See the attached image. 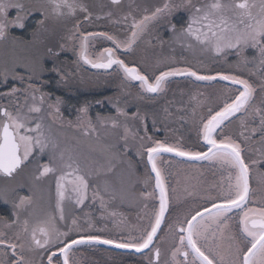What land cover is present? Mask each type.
<instances>
[{"label": "snow or ice", "instance_id": "obj_1", "mask_svg": "<svg viewBox=\"0 0 264 264\" xmlns=\"http://www.w3.org/2000/svg\"><path fill=\"white\" fill-rule=\"evenodd\" d=\"M120 2L121 0H111L113 5H118ZM48 3L52 15L56 17L74 15L77 8L82 12H87V8L83 4H77L76 0H48ZM12 7L22 10L23 6L16 4ZM175 7H183L189 13L187 25L181 28V33L201 45L203 50H211L218 54L232 51L238 61L243 60L245 64H257L259 72L254 74L260 77L259 90L264 94V0H231L229 3H225L224 0H210L202 5H197L194 0H185L183 5ZM175 7L165 0L161 7L155 8L150 14L143 15L140 19H136L131 13L126 14L123 19L125 22L131 19V24L128 26L129 35L123 41L107 32H82L80 21L73 26L68 39L78 41L77 63L82 61L83 64L90 65L93 69L104 70H110L115 66L123 73V79L126 82H138L140 93L143 94H138V99H143L144 95H159L165 92L170 78L174 77H190L195 81L207 82L219 79L230 82L232 86H238L235 90L232 87L226 88L215 105L207 107L206 116H200L198 137L203 141L207 150L193 151L179 141L169 143L167 139H154L147 135V129H145V135L141 136L126 122L123 125L120 124L119 118L129 119L128 113L118 103H113L112 107L115 109L116 116L110 118V125L114 129L123 127V135L120 139L125 142V151H127L129 137L132 140L139 139L141 143L137 155L147 156L151 173L155 174L153 192H140L138 195L143 200H148L153 198L158 191L156 198L159 201V207L153 208L151 213L147 214V224L143 228H137L138 236L129 234L127 238L117 240L101 235L81 234L77 239L65 242L62 238L67 237L73 228L79 230L76 219L72 220L67 232L61 231L58 226V221L65 220V201H73L76 205H82L88 198L90 188H93V201L98 200L100 208L106 210L108 204L117 198L123 200L126 197H134L136 193L131 184H122L121 188L117 189L109 187L110 182L105 181L102 191L99 186L93 187L89 179L93 175V170L82 165L79 155L70 146L61 147L59 140L51 134L50 129L45 127L42 117L33 118L32 114L38 116L43 111L46 94L41 91L37 83L32 82L31 73L29 72L26 83L24 75L13 76V79L25 83L26 102L27 97L30 96L32 103L27 108V114L22 112L20 105L17 106L15 113L0 106V175L13 177L22 170L26 162L47 153L48 162L38 164L37 175L34 179L42 180L49 175L55 177V207L54 210L50 208L42 218L32 222L30 218L33 213L28 212V209L32 208L34 197L30 194L19 196L17 200L12 201L15 219L5 222L4 227L15 228V231L9 236L7 232L0 230V252L7 256L8 251L6 250H10L11 256L14 257L11 259V264H34L33 260L27 258L24 253L37 250H47L42 254H47L48 264H52L57 253L63 258L62 264H70V253L73 247L91 243L114 245L119 249H133L137 253L150 249L170 205L165 170L160 166L161 163H165L162 161L163 154H174L176 157L187 158L190 161L216 162L227 173L226 177H221L219 185L212 186L217 194L207 197L210 207L201 206L197 209L194 206L184 215L183 219L169 224V230L174 236L179 237L178 243L171 251L172 260L175 261L177 255L182 254L185 262H188L189 255L192 256V261L188 264H196L197 261L199 264H264V203L260 207H248L252 193L251 169L264 163V95L261 96L260 103L254 105L257 88L240 75L224 72L202 74L190 65L176 66L175 59L163 65L157 62L152 69V74H148L141 67L136 64L130 65L117 55L118 49L131 50L150 22L171 15ZM8 8L9 5L5 4L4 0H0V39L5 37L8 28ZM90 16L91 13H88L84 19L88 20ZM13 23L21 28L24 26L20 20L13 21ZM175 30L176 26L172 25L171 31L175 32ZM97 37L111 41L114 47L103 48L93 58L89 52V45ZM186 46L191 48L192 44ZM63 47L64 45H61V48ZM247 48L255 50L256 55L251 58L247 57L245 55ZM49 54L57 55L51 53V50ZM12 71L15 72V67ZM156 72L158 74H155ZM4 78L7 79V76ZM61 79L66 78L61 76ZM19 91L20 89L13 87L4 95L15 96ZM199 95L197 93L190 97L192 101H195V107L192 109L193 116L196 114V108L206 103L205 100L198 99ZM61 103V98L57 97L54 103L48 104V107L52 109L49 115L53 119L57 117L62 119L59 107ZM126 104L127 101H125ZM164 111L167 112V108ZM79 114L86 117V120L75 127L81 129L84 136L98 135L92 118L87 115V106H82ZM238 116L239 138L245 144L260 145L255 149L258 154L256 160H247L242 144L231 135L223 133L225 124ZM130 119L139 120L143 124L146 114L142 115L137 110L131 114ZM257 119L259 123L249 127V121L254 122ZM97 120L101 126L107 123L99 116ZM218 136L221 138H217ZM254 136H259V140H254ZM248 151H253V149L249 147ZM114 170L115 165L109 160L107 167L97 166L95 174L106 176ZM151 180L152 176L149 175L143 181L144 185L147 186ZM105 195L109 197L108 200H105ZM144 207L147 208L148 205L145 204ZM234 210H239V237L232 231L230 223L229 213ZM21 212H28V214L21 219ZM109 214L117 215L116 212ZM177 226L178 232L176 231ZM52 248H55V251H52ZM225 249L230 259L226 260ZM152 251L155 264H159L160 249L156 247ZM0 264H7V262L0 261ZM149 264H154V262L150 260Z\"/></svg>", "mask_w": 264, "mask_h": 264}, {"label": "trees", "instance_id": "obj_2", "mask_svg": "<svg viewBox=\"0 0 264 264\" xmlns=\"http://www.w3.org/2000/svg\"><path fill=\"white\" fill-rule=\"evenodd\" d=\"M8 1L11 2L13 0H4V3L9 5L7 3ZM105 1L106 0H76L77 4H83L87 8V12H82L79 8H77L75 11L77 18L81 17L84 19L88 13H91L90 18L88 20L84 19L83 23H81L82 32L98 31L107 32L111 35H126L130 32V28L128 26L131 24V19L125 22L123 19L124 16L131 13V15L136 19H140L145 14V10L148 11L156 5H153V2L144 1H140L139 4H129L122 0L119 4H123L122 6L124 7L121 9H127V11L122 12L120 9L116 8L114 14H118V16L116 18L110 17L108 20L110 28H105L104 25L96 23V21L100 22L102 20H107L106 18H102L100 20L97 19V15L103 11ZM20 4L23 6V9L29 11V13H35L36 16L35 19L30 22L32 25L31 27L27 24L21 30L12 28L8 31L4 40L0 39V83L1 81L5 82L2 87L4 86V88L7 89L9 87L12 88L10 85L13 86L18 84L17 82L19 80L15 81V79H13V76L18 74L24 75L25 81L27 82L28 74L30 72L33 77L32 82L37 83L41 91L45 93L46 96H51L50 100H52L53 103L57 97L61 98L62 103L59 107L60 114L64 122L76 119L78 120V116L75 114L78 115L81 105L86 104L90 107V114L88 112L87 115L92 118V122L96 126L99 123L97 120L98 116L100 118H110L113 115L116 116L115 109L112 107V102H116L119 106L124 108L125 112L130 113L128 114L129 119H127V121L124 117H120L124 119L122 122H126L127 124L130 122L129 125L133 131H136L139 127H141V130L144 131V123L141 124L139 120L133 121L130 119L131 114L137 110H139L142 115H144L145 111L148 112L147 110H144L147 108L144 104L145 97L143 99L137 98L138 94H140L137 85L124 81L120 72L117 73L116 70L104 73L101 72L99 74H102V76H95L97 73H92L88 69L79 68V65L81 64L79 63L78 65V60L75 56L77 42L76 40L68 39V36L73 31L75 20L77 19H72L70 24L69 19L65 18L66 20H62V25L58 17L52 15L48 0H21ZM9 7L11 8L12 6L9 5ZM39 20L43 21V23L39 22ZM157 26L158 22L156 21L150 26L148 32L140 37L135 44V48H139V46L151 47L152 45H157L159 43L158 40L151 43V38L154 36L152 30ZM61 32L66 34V36L62 39L60 35ZM92 41L89 45L92 56L98 53L100 49L112 46L101 37H97ZM61 45H64V47L61 48ZM144 49L140 48L139 50H143L142 53H144ZM49 50H51V53L57 55H50ZM59 51L61 52L58 54ZM148 54L150 55L151 53ZM245 55L251 58L256 55V52L251 48H247L245 50ZM127 56L129 57V55ZM156 56L158 55L154 54V57ZM128 57L127 63L129 60ZM217 61L218 64H223V66L221 67L218 65L214 71L221 70L240 75L255 85L257 88L255 100L253 101V104L255 105V103L258 102L259 96L261 99V96L264 95L259 90L261 84L260 77L259 75L254 74L259 72L258 65L255 63L245 64L243 60L238 61L235 53L232 51L222 55L219 59H217ZM133 64L137 65V63ZM14 67L15 72L12 71ZM25 69H27V71ZM5 76H7V79L4 78ZM61 76H64L66 79H61ZM37 77L39 78L38 80L36 79ZM112 77H118L121 80L118 79L119 82L116 85L115 81L112 80ZM132 87L134 89L129 90V88ZM167 91L171 92L169 87H167L166 92ZM213 96L215 97V94H213ZM149 99L151 100L150 97ZM97 101H100L99 105L96 104ZM125 101H127L126 105ZM151 106L154 105H150L148 109L152 108ZM81 117L82 115H79V118ZM120 129L121 128H115L113 130V133L110 134L109 142L102 148V151L107 156L105 155L104 157L99 149V161L101 158L100 162H105L103 164L108 166L107 160H110L111 163L115 165V170L118 167L129 166L132 169V171L130 170V173L133 175L138 173L140 170L144 171V163L141 160L144 155L140 157V155L134 153L131 148L129 149L127 155H125L126 153H121L123 140H121L120 137L123 135V131H120ZM106 135L107 134L100 132L99 138L94 140H98L99 142V140L104 139ZM130 139L131 138L129 137V140ZM137 148H140V146ZM22 172L23 171L20 170L11 178L3 176L1 178H5L3 181H13L21 175ZM125 179L126 178L119 176L116 180L115 188L119 189L122 184L126 185L129 183ZM29 182L37 183V181H35L31 176L29 178ZM16 187L17 186H15V188L10 187L4 191L7 201H9L10 204L13 201V195L22 196L21 190L16 189ZM12 188L15 189L14 193H12ZM26 192L29 193V190H26ZM9 205H5V209L7 208L6 211H8ZM11 205V208L13 209V204ZM8 212L4 213L3 218H0L4 223L11 220V216H7Z\"/></svg>", "mask_w": 264, "mask_h": 264}, {"label": "flooded vegetation", "instance_id": "obj_3", "mask_svg": "<svg viewBox=\"0 0 264 264\" xmlns=\"http://www.w3.org/2000/svg\"><path fill=\"white\" fill-rule=\"evenodd\" d=\"M13 1L15 5L20 4L21 2V0H13ZM127 1L128 0H124L125 3H127ZM138 1L153 2V5L154 4L157 5V4H161L165 0H138ZM194 2L197 3V5H202L204 3L210 2V0H194ZM184 3H185V0H170V4L174 7L183 5ZM34 15L35 14L28 13L29 19H26L25 26L27 24L31 26L30 22L33 21V19L31 18ZM188 15L189 13L183 7H175V10L172 11L171 15H166L165 17L158 19L157 21L158 26L152 30L154 36H156L157 38L153 36L151 38V43H153V41H156V40H158L159 43L155 46L152 45L150 51H147L149 46H147V49L146 48L144 49V53H147V52L151 53L150 55L147 53V55L144 56V53H142L143 51L139 53L142 61L139 63V65L137 63V66L141 67L142 70L144 69V71H146L148 74H152V69L157 64V62H160L162 65L164 63H168V60L169 62H171V56L168 58V56L159 54L160 49L162 50L165 48L169 51H178V52H175L176 54L179 52L185 53V52L190 51V50L185 51L186 50L185 47L183 48L175 42L176 34L181 32V28L186 27L187 25ZM10 16L11 14L9 13L7 22L11 20ZM172 25L176 26L175 32L171 31ZM17 30H21V29L17 28ZM188 40L192 41V39L190 38ZM228 52L230 51H226L223 55L227 54ZM154 54L158 56L154 57ZM127 55H125V59H124L126 63H127ZM151 61H154V62H151ZM128 63L131 65L134 62H132L131 60H128ZM162 69L163 68H161V70ZM112 70H116V69L113 68ZM219 71L221 70H215V71H212L211 73L219 72ZM222 72H226V71H222ZM157 73L158 72H156L155 74ZM179 80H182V78H179ZM215 84L222 85V87H225V86L228 87V85L220 83V82L215 83ZM177 93L178 91L174 93L171 92V98L169 96L168 102H166L167 100L163 98H157L155 96L150 97L151 100L149 99V97H145L144 104L146 105L147 108L144 110H147L148 112L145 111L144 113V115L146 114V119L144 120V135H145V129H147V135L152 136L154 139H162L164 138L165 135H170L171 133H173L172 129L173 131L174 130H176L177 132L180 131L181 134H184V136L186 135L185 132H182L181 130L179 131L177 130L178 127L180 129L181 127L186 128L187 126L183 125L185 124V122L184 121L179 122V125L181 126L176 125L177 121L174 116L177 115L179 120L181 119L180 116L181 117L187 116L184 119H188L191 116L195 101L189 100L190 96L187 98V96L183 97L184 94L182 93L177 94ZM220 94L222 96V92ZM96 104L99 105V103L97 102ZM150 105H154V106H151L152 108L148 109ZM82 106H87L88 112L90 111V107L88 105L82 104L81 107ZM165 108H167L168 110L167 112H169L171 116H173V118H167L168 120H166L165 111H164ZM154 112H156L158 115L154 116ZM238 120H239V116L236 119L231 120L230 123H226L223 129V133L224 135H231L234 139H237V142L242 144V147L244 148V155L247 158V160H256L258 159V154L255 151V149L260 146L259 144H252V143L245 144L239 138L238 136V132L240 131L239 125L231 126V123L238 122ZM153 121H155V124H153ZM196 125L197 126L195 127V130L193 131L191 130L192 139H193L192 148L197 151H205L207 149L204 146L203 142L198 137L199 122L196 123ZM229 130L233 131V133L231 134ZM90 136L97 137V139L99 138V135H90ZM217 138H221V137L218 136ZM253 139L259 140V136H254ZM249 147H251L253 151H248ZM129 149L130 148L127 147V151H125V146H122L121 153H124V154L126 153L125 155H127ZM93 153H94L93 158L95 159V161H92L91 163H89V166L92 167V170L94 172H93V175L89 177V179L93 187L99 186L101 188L99 178L102 175L97 176L95 174V169L97 167V163L99 162V159H98L99 158V147L95 146V150L93 151ZM141 159H144V179L143 181L147 179L149 175L152 176V180L147 184V186H145L143 182L140 185L144 186V190H146V192H153L154 176L151 173V169L147 163V156L144 155V157ZM162 161H164L165 163H161L160 166L164 168L165 171L170 172V174L173 176L166 177V184H167L169 194H170V205H169V210L166 213L165 220L163 221V225L158 231L157 236L154 238V244L151 246L150 249L144 252H139V253L131 251V250H126V249L122 250V249H117V248L110 247V246L108 247V246H104L100 244L92 245L93 247L95 246L94 248L92 247L91 249H94L95 255H96V261H99L100 262L99 264H149L150 260H152L155 264V258L153 256L152 250L156 247L160 249L159 264H177V262H179V264H188V262L192 261V256L189 255L188 262H185L184 256L182 254H178L175 261L172 260L171 251L175 247V244L178 243L179 237L178 235H176L173 238L174 235L169 230V224H173L176 221L169 216H171L174 212H178V210H181V208L183 211L187 213L194 206L197 209H199L201 206L209 207L210 202L208 201L207 197L209 195L215 196L217 194L216 189L212 187L213 181L216 180V182L219 183L221 180V177L222 176L226 177L227 173L223 169H221L216 162L190 161L188 159L179 158V157L169 155V154H163ZM198 180L200 181L202 180L206 182V184L209 186V189L207 188V186L200 184ZM128 184L129 183H127L126 185ZM48 185L51 186V183H48ZM131 187L134 189L133 185H131ZM250 188L252 190V193H251V201L248 203V207L262 206V203H264V163H261L257 166L252 167L251 177H250ZM92 190L93 188H90L89 193H88V198L86 199L84 204L76 205V206L75 205L72 206L68 204L66 208L69 207L70 211L68 212L66 209L64 210L65 220L62 222L58 221V226L60 230L67 232L73 219L79 218L81 220L80 224H81L82 229H79L77 231L76 228H73V230L69 232L67 237L62 238L65 242H67L70 239H77L78 236L80 235L81 230L94 229L96 225L103 224V222L106 223V224H103L106 226L107 225L110 226L112 224L119 226V228L115 227V230H114L116 233L115 236L118 238H121V239L127 238L129 234L133 236L139 235V232L137 230L129 231V228L126 225V224H129V221L127 220L128 218L127 214L132 213V210L130 208H127V207L120 208L121 206L115 205L116 207L119 208L118 210L120 211H114V209L112 208H116V207H112L108 205L109 207L107 208H111L113 210V211L111 210L108 211V214L111 212H116L117 215L112 216L110 214L108 215L105 213L106 215L103 216L104 218V221H103L101 217V213H100L101 212L100 203L98 200L93 201L92 192H91ZM102 190L103 189L101 188V191ZM189 193H191V195H189ZM156 197H158V192L155 193V196L153 198L146 200V202H148L147 205L151 211L153 210V208L156 207V205L157 207H159V201ZM181 198H185L183 201H181L182 203L179 202ZM108 199L109 197L105 195V200H108ZM116 200L120 201L118 198ZM113 202L115 201H112V203ZM50 208L54 210V204L51 203V206L50 204L47 205L46 212L49 211ZM4 211H5L4 198H3V195L1 194L0 195V218H3ZM229 216H230V223L232 225V231L235 232L237 236L239 237V231H238L239 210H234L233 212L229 213ZM140 228H143V227L141 226ZM14 230L15 228H13V231ZM13 231L10 229L11 234L14 233ZM167 231H169L170 233ZM176 231L178 232V226L176 228ZM85 246H89V245H85ZM84 249H87V247H85ZM52 251H55V248H52ZM42 252L46 253L47 250H37L31 253L25 251L24 255L27 258L32 259L34 264H48L47 254H42ZM226 253H227V250H226ZM2 254L0 252V261H2ZM13 258L14 257L11 256L10 251H8L7 260L10 262L11 259ZM227 259H230V257L226 256V260ZM84 262H85V259L83 257V254H79L77 252L70 253V264H84ZM52 264H62V257L59 255V253H57V256L53 259ZM196 264H199V262L197 261Z\"/></svg>", "mask_w": 264, "mask_h": 264}, {"label": "rangeland", "instance_id": "obj_4", "mask_svg": "<svg viewBox=\"0 0 264 264\" xmlns=\"http://www.w3.org/2000/svg\"><path fill=\"white\" fill-rule=\"evenodd\" d=\"M224 2L229 3V2H231V0H224ZM7 3L10 6L15 5L14 1H11V2L8 1ZM127 3L139 4L140 1L128 0ZM122 5H120V4L113 5L110 0H106L105 4H104L103 11H101L99 13V15H97V19L100 20L102 18H106L107 20H105V21L102 20L100 22L96 21V23L104 25L105 28H110V25L108 24V20L110 19V17L116 18L118 16V14H116V15L114 14V11L116 10V8L120 9V11H122V12L127 11V9H121L122 7H124ZM135 6H140V5H135ZM9 13L11 14V16H10L11 20H9V22H7L8 28H7L6 34L8 33V31L10 29H12L14 27L19 28V29H23L25 27L26 19H29V16H28L29 11H27L23 8H22V10H17L15 7H11V8L9 7L7 14L9 15ZM125 13H123V14H125ZM15 14H16V16H15ZM32 14H35V13L32 12ZM35 16L36 15H34L31 19H35ZM74 17H76V12L74 15H70V16L65 15L62 17H58V19L60 20V22L62 24V20H66L65 18H68L69 23L71 24L72 19H79L77 17L76 18H74ZM16 20H20L24 26L22 28L16 26V24L13 23V21H16ZM39 22H41V20H39ZM181 34H182L181 32L176 34L175 42L177 44H179L181 47H183V48L185 47V49H186L185 51H188V50H190V51L185 52V53L179 52L176 54L175 52H178V51H169V50L164 48L162 50L161 49L159 50V54L164 55V56H168V58L171 56V61L173 59H175L176 66L190 65V66L194 67L195 69H197L198 71H200L202 74H209L212 71H214V69H216V67L219 65L217 59H219L223 54L214 53L211 50L205 51V50H203L201 45L197 44L194 40H192V41L195 44L192 41L188 40L189 38H187ZM60 35H61V39L66 36V34L62 33V32ZM5 37H6V35H5ZM5 37L1 40H4ZM187 44H192V47L191 48L187 47L186 46ZM140 48H143V49L146 48L147 49V46H145V47L139 46V48H137V47L135 48V45H134V47L130 51H125V50L121 49L122 51H119L118 55L120 54L121 57L120 56L119 57L124 60L125 55L128 54L129 57L128 56L127 57L129 58V60H131L134 63L139 64L142 61L139 53L143 51V50H139ZM150 50H151V47H148L147 51H150ZM60 52L61 51H59L58 54ZM146 55H147V53H144V56H146ZM214 59H216V60H214ZM210 62L212 63V65ZM168 63H170L169 60H168ZM78 65H79V63H78ZM79 68L87 69L85 67H82L81 65H79ZM90 72H92V71L90 70ZM116 72H118V70H116ZM92 73H97V72H92ZM95 76H102V74L97 73V74H95ZM118 79L121 80L118 77H112V80L115 81L116 85L119 82ZM17 80L18 79H15V81H17ZM17 83L18 84H15L13 86L10 85V86L12 88L16 87V88L20 89V91L15 96H11V95H4V93L10 92V90L12 88L9 87V88L5 89L4 86L2 87V85L5 84V82L1 81V83H0V87H1L0 88V106H3L8 111L15 113L17 111V106L20 105V106H22V109H21L22 112L24 114H27V108L32 103V100H31L30 96H28L27 102H26V94L24 93V87H25L26 81H25V83H22L19 80ZM215 83H218V82H213V83L203 85V86H207V87L213 86L214 88H216L215 93H214L215 97L212 94V90H210L206 87L200 88L198 86H194L193 82L191 80H189V78H185L182 80H179L178 78L171 79L167 86L169 87L171 92L174 93V92L178 91L177 94L182 93V94H184L183 97L187 96V98L189 96L191 97L192 95L199 93L200 95H199L198 99L205 100L206 103L204 105H202L203 108L199 109L198 112H200L202 115H206L207 114V107L209 105H215L217 99L221 96L220 93L224 92L225 89L228 88L226 86L222 87V85H216ZM133 89H134L133 87L129 88V90H133ZM233 89L235 90L236 87ZM171 92L167 91L164 94H162L161 97L165 100H168L169 96L171 98ZM36 95L39 97V93H37ZM50 97L51 96H49V97L46 96L45 103L43 105V111L38 116H36V114H32L33 118L38 119V118L42 117L43 122L45 124V127L47 129L51 130V134L57 140H59L61 147H64L65 145L70 146L74 150V152L79 155L82 165H86L88 168L92 169V167L89 166V163H91L92 161H95V159L92 157L94 154L93 151L95 150V146L100 147L99 149L101 150V153L104 157L106 155L102 151V148H103V146H105V144H107L109 142L110 134L113 133V130H114V128H112L110 125V118L111 117L110 118H104V117L101 118V119H104L107 121V123L104 126H101L100 123H98L95 126L97 129V133H99L98 134L99 136H100V132L107 134L104 139L99 140V142H100L99 143L98 140H96V141L94 140V139H97V137L84 136L82 134L81 129L75 127V125H77L79 123H84L86 120V117L82 116L78 120L77 119L76 120H70L71 124H69V121L64 122L63 118L61 119L60 117L53 119V117L49 115V113L52 112V109H50L48 107V104L53 103L52 100H50ZM189 100H191V99L189 98ZM260 100L261 99L259 96L258 102H256L255 105L259 104ZM37 103H39V101H37ZM113 103H116V102H112V104ZM128 114H130V113H128ZM201 114L198 115V118L201 116ZM75 115L79 116L80 114L78 113V115L77 114H75ZM155 115H158V114L156 112H154V116ZM112 117H114V115ZM174 117L177 121L176 125L181 126V125H179V122L184 121L185 124H183V125L187 126L184 129H187L189 127V121H187V120L190 119V117L188 119H184L187 116H182V117L180 116V118H181L180 120H179L177 115ZM165 118H166V120H168L167 118H173V116H171V114L169 112H165ZM123 120H124L123 118H119V122L121 125L124 124L122 122ZM258 123H259V119H257L254 122L250 120L249 121V127H252ZM235 125H239L238 122L231 123V126H235ZM119 128H121L120 131H123L122 126ZM150 129H151V127H150ZM158 130H160V129H158ZM177 130L178 131L181 130L182 132H184L179 127L177 128ZM136 132H139V134L141 136L144 135V131L141 130V127H139L136 130ZM229 132L231 134L233 133V131H231V130H229ZM185 133H186L185 136H184V134H181L180 131L178 133H171L170 135H168L166 137V139H167V141H174L171 143H175V142L179 141V142L183 143L187 148L194 150L192 148L193 139H192L191 130H187ZM90 142H91V145H90ZM87 143H89V144H87ZM140 143H141V141L139 139H136V140L130 139L128 141V147L131 148L134 153H137V151L139 150V148H137V147L140 146ZM122 144H123V146H125L124 141L122 142ZM87 145H89L90 147ZM48 159H49V155L47 153L44 155H38V156L32 158L29 162H26L25 165L23 166V168L21 170V171H23L22 174L19 175L17 178H15L13 181L12 180L11 181H8V180L3 181V180H5V178L2 179L1 178L2 175H0V178H1V180H0V195L1 194L4 195L3 198H4V204L5 205H7V204L9 205L10 203H9V201H7V198L4 194V191L10 187L15 188V186H17L16 189L21 190L22 196H28L31 194L34 197V204H33L32 208L28 209V212L33 213V216L30 218V220L32 222H34L36 219L42 218L44 216V214L47 210V205L50 204V206H51V203H52V204H54V207H55V177L52 175H49L47 178L42 179V180H35L34 179V177L37 175L38 164L47 163ZM141 160L144 163V159H141ZM100 161H101V158H100ZM99 162L97 163V166L103 165L104 167H107V165L103 164L105 162H103V163H101V162L99 163ZM108 162H109V160H107V164H108ZM130 170L132 171L131 167H129V166L118 167L111 174L106 175V176L102 175L99 178V180H100V184H101L102 189L104 187L105 181L110 182L109 187H115L116 180L119 176L126 178L125 180L128 181L129 184L133 185V187H134L133 191L136 193V195L134 197H126L123 200L118 198L120 201L115 200V202H113V203L110 202L108 205L112 206V207H116L115 205H117V206H121L120 208H124V207L130 208L132 210V213L127 214L128 215L127 220L129 221V224H126V225L128 226L129 231H135V230H137V228H140L141 226L144 227V224H147V221H148V215L147 214L151 213V210L149 207H147V208L144 207V205L148 204V202H146V200H143L142 198H140L138 195L140 192H146V190H144V186L140 185V184H142L143 179H144V171L140 170V171H138V173H135L133 175L130 173L131 172ZM30 176L35 181H37V183L29 182ZM3 177H5V176H3ZM9 178H11V177H9ZM198 182L202 185L207 186V188L209 189V186L206 184V182H204L202 180L201 181L198 180ZM48 183H51V186H49ZM215 183H216V185H219V183L216 182V180L213 181V185H215ZM14 188H12V189H14ZM26 190H29V193L26 192ZM14 192L15 191H12V193H14ZM24 192H26V193H24ZM40 194H41V199H40ZM19 196H21V195H17V196L13 195V201L17 200V198ZM184 199L185 198H181L179 200V202L183 201ZM11 204L9 205V208H8L9 212L6 211L7 208L4 211V213L8 212V214H7L8 217L11 216L10 221L15 219V216L13 215V209L11 208V206H12ZM68 204L72 205V206H74V205L76 206V204L73 201H65L64 210L66 209L68 212L70 211L69 207L66 208V206ZM109 206H107V207H109ZM116 208H112V209H114V211H120V210H118L119 209L118 207H116ZM155 208H158L157 205ZM112 209L111 208H107L106 210L101 209L100 213H101V217H102L103 221H104L103 216L108 214V211H110V210L113 211ZM28 212H21V219L25 218L27 216ZM185 214H186V212L183 211L181 208V210H178V212H174L169 217H171L177 221V220L183 219ZM75 219L77 221V225L79 226V229H82L81 224H80L81 220L79 218H75ZM0 224H2V225L5 224L2 219H0ZM103 224H106V223L103 222ZM103 224L96 225V227L94 229H89L90 231L88 229L81 230L80 235L81 234L101 235L105 238H114L117 240L121 239V238H118L115 236L116 233L114 230H115V227L119 228L118 225L112 224L110 226H108V225L106 226ZM4 229L7 232H9L10 235H13V233L12 234L10 233V229H7L5 227H4ZM4 229H2L0 227V230L4 231ZM11 230L13 231V228ZM167 232H169V231H167ZM174 237L175 236H173V238ZM85 245H89V246H85ZM92 245H95V244H84V245H79V246L73 247V249L71 250V253L77 252L79 254H83V257L85 259L84 264H99L100 262L96 261V255H95L94 249H91L93 247ZM85 247H87V249H84ZM6 251H10V250H6ZM1 254H2V252H1ZM225 255L228 256V254L226 253V250H225ZM4 256L2 254V261H6L7 263L11 264V261L9 262L7 260L8 255L5 257Z\"/></svg>", "mask_w": 264, "mask_h": 264}, {"label": "water", "instance_id": "obj_5", "mask_svg": "<svg viewBox=\"0 0 264 264\" xmlns=\"http://www.w3.org/2000/svg\"><path fill=\"white\" fill-rule=\"evenodd\" d=\"M111 1V0H110ZM165 3V1L164 2H162L161 4H157V5H155V6H153V8L152 9H150V10H148L147 12H145V14L144 15H146V14H150L152 11H154L155 10V8H157V7H161L163 4ZM168 3H170V0H168ZM158 19H160V18H158ZM158 19H156V20H154V21H152L153 23L154 22H156V21H158ZM77 21H80V27H81V23H83V21H84V19L83 18H79V19H77V20H75V23H74V25L76 24V22ZM152 22H150L149 23V25H148V27H147V29H146V31L144 32V33H142L141 34V36L140 37H142V35L143 34H145V33H147L148 32V30H149V28H150V26L153 24ZM152 23V24H151ZM94 32H98V31H94ZM129 35V33L127 34V35H125V36H119V35H115L118 39H120L121 41H123V40H126V38H127V36ZM140 39V38H139ZM104 41H107V40H104ZM76 42H77V49H76V52L78 51V49H79V45H78V41L76 40ZM93 42V41H92ZM107 42H109L112 46H110V47H114V45L112 44V42L111 41H107ZM137 43V42H136ZM135 43V44H136ZM105 48V47H104ZM103 49V48H102ZM102 49H100L98 52H100ZM119 51H122L121 49H118L117 50V55H118V52ZM130 51V50H129ZM76 52H75V56H76V58H77V60H78V56H77V54H76ZM89 52H90V54H91V51H90V49H89ZM125 52V51H124ZM119 56V55H118ZM93 58H95V55H93ZM83 67H85V68H87V69H89V70H91L92 72H97V73H101V72H109V71H111L113 68L114 69H116V70H118L115 66L112 68V69H110V70H104V69H93V68H91V66L90 65H85V64H83V62L81 61V62H79ZM144 70V69H143ZM163 70V69H162ZM118 72H120V71H118ZM219 72H222V71H219ZM216 72H214V73H209V74H215ZM224 73H231V72H224ZM120 74H121V76L123 77V73L122 72H120ZM158 74V73H157ZM231 74H234V73H231ZM174 78H185V77H174ZM174 78H170V80L171 79H174ZM192 79H194V78H192ZM124 80V79H123ZM125 81V80H124ZM198 82H203V83H213V82H207V81H198ZM214 82H220V83H223V84H226V85H228V87H238V86H232L231 84H230V82H224V81H220L219 79H217L216 81H214ZM127 83H132V84H135V85H137V87H138V90H139V93H140V89H139V83L138 82H127ZM168 85V84H167ZM167 89V88H166ZM166 92V91H165ZM165 92H163V93H161V94H159V95H152V94H148V95H144V97H153V96H155V97H161V95L162 94H164ZM225 92V91H224ZM224 92H222V95L224 94ZM140 94H142V93H140ZM143 95V94H142ZM221 97V96H220ZM222 106V105H221ZM218 110V109H217ZM202 141V140H201ZM203 142V141H202ZM169 143H171V142H169ZM193 151H197V150H193ZM206 151V150H205ZM169 155H173V156H175L174 154H169ZM179 158H181V157H179ZM183 159H187V158H183ZM209 162H212V161H209ZM149 167H150V169H151V166L149 165ZM155 174H153V176H154ZM154 184H155V181H154ZM158 192V191H157ZM41 199V198H40ZM210 207V206H209ZM167 213V212H166ZM166 213H165V216H166ZM162 225H163V222H162V224H161V227H162ZM0 227L2 228V229H4V225H2V224H0ZM160 227V228H161ZM160 230V229H159ZM158 230V231H159ZM4 231L5 232H7L5 229H4ZM7 234L9 235V236H11L10 234H9V232H7ZM91 244H97L98 245V243H91ZM84 245V244H83ZM100 245H103V244H100ZM76 246H79V245H76ZM76 246H74V247H76ZM104 246H110V247H114V248H116L114 245H104ZM150 248H151V246H150ZM117 249H119V248H117ZM122 250H125V249H122ZM126 250H131V251H134L135 252V250H133V249H126ZM146 250H148V249H146ZM146 250H143L142 252H144V251H146ZM62 260H63V258H62Z\"/></svg>", "mask_w": 264, "mask_h": 264}, {"label": "bare ground", "instance_id": "obj_6", "mask_svg": "<svg viewBox=\"0 0 264 264\" xmlns=\"http://www.w3.org/2000/svg\"><path fill=\"white\" fill-rule=\"evenodd\" d=\"M126 35H127V34H126ZM123 36H125V35H123ZM211 65H212V63H211ZM219 66L222 67L223 64H219ZM185 78H189V80H191V81L193 82V85H194V86H198V87H200V88H202V87H206V88L212 90V94H214L216 88H214L213 86H211V87L203 86V85H205V84H209V83H206V82H205V83H203V82H198V81H195L194 79H192V78H190V77H185ZM185 78H182V79H185ZM168 100H169V99H168ZM168 100H167V101H168ZM186 101H187V100H186ZM194 107H195V105H194ZM202 108H203L202 105H201L200 107H197V108H196V114H195V116H193L192 113H191L190 119L188 120V121H189V127H188L187 129H184V128L181 127V129H182L184 132H186L187 130H192V131L195 130V127L197 126L196 123H198V122H199V119H200V117L198 118V115L201 114V113L198 112V111H199V109H202ZM201 115H202V114H201ZM172 132H173V133H178L176 130L173 131V129H172ZM154 134H155V133H154ZM150 135H151V134H150ZM167 136H168V135H165L164 138L159 139V140H165ZM170 142H174V141H170ZM152 174H154V173H152ZM165 176H166V177H172L173 175H171L170 172L165 171Z\"/></svg>", "mask_w": 264, "mask_h": 264}]
</instances>
